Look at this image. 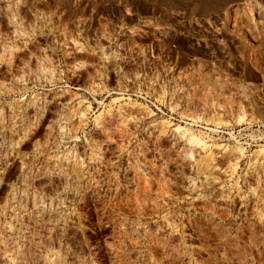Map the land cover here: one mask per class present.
Returning a JSON list of instances; mask_svg holds the SVG:
<instances>
[{
    "label": "rangeland",
    "instance_id": "rangeland-1",
    "mask_svg": "<svg viewBox=\"0 0 264 264\" xmlns=\"http://www.w3.org/2000/svg\"><path fill=\"white\" fill-rule=\"evenodd\" d=\"M0 264H264V0H0Z\"/></svg>",
    "mask_w": 264,
    "mask_h": 264
}]
</instances>
